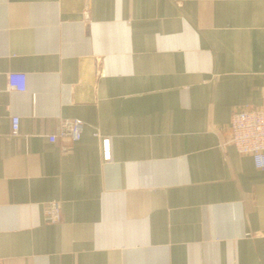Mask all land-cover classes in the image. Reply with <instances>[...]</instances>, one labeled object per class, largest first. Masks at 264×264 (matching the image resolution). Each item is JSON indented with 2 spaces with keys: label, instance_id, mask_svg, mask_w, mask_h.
Segmentation results:
<instances>
[{
  "label": "crops",
  "instance_id": "0c3cea01",
  "mask_svg": "<svg viewBox=\"0 0 264 264\" xmlns=\"http://www.w3.org/2000/svg\"><path fill=\"white\" fill-rule=\"evenodd\" d=\"M263 104L264 0H0V256L264 264V168L227 142Z\"/></svg>",
  "mask_w": 264,
  "mask_h": 264
},
{
  "label": "built area",
  "instance_id": "2783aa9c",
  "mask_svg": "<svg viewBox=\"0 0 264 264\" xmlns=\"http://www.w3.org/2000/svg\"><path fill=\"white\" fill-rule=\"evenodd\" d=\"M7 81L9 89H26V74L23 72H9ZM19 126L20 118L14 115L12 117L13 134L19 133ZM83 127L84 123L80 118H61L58 131L50 134L49 139L56 141L58 137H69L72 140H78L81 137ZM227 142L233 145L238 152L250 154L258 168H264V104L240 109L233 113ZM104 155L107 159L110 157L107 138L104 139ZM45 219L51 222L61 220L60 201L52 200L48 203ZM0 264H5L2 256H0Z\"/></svg>",
  "mask_w": 264,
  "mask_h": 264
}]
</instances>
